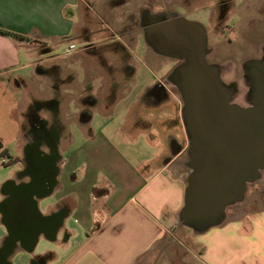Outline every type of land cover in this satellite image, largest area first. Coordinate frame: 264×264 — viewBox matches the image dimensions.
Masks as SVG:
<instances>
[{
    "label": "crops",
    "instance_id": "crops-1",
    "mask_svg": "<svg viewBox=\"0 0 264 264\" xmlns=\"http://www.w3.org/2000/svg\"><path fill=\"white\" fill-rule=\"evenodd\" d=\"M129 1L108 0L106 8L113 13L121 3ZM96 6L95 0H0V29L26 39L0 34V73L16 65L17 55L24 48L32 52L40 46L49 51L46 42L70 35L86 41L89 13ZM76 15L78 20L73 22ZM31 64L34 74L40 75L36 71L40 63ZM7 85L0 81V161L10 158V145L15 144L22 155L16 158L22 167L19 173H23L26 143L20 135L26 111L22 108L17 118L12 116L14 104L9 106ZM157 85L146 88L140 96L142 104L150 109L166 106L172 111L157 125L165 146L160 142L161 155L155 167L146 165L143 159L133 166L125 160L100 166L102 161L95 163L103 157L99 149L97 153L95 149L87 150L86 154L79 150L66 158L59 151L58 140L56 157L51 161L56 169L55 185L48 196L38 199L35 195L37 208L40 200L57 194L62 182L67 193L56 200L50 214L43 215L38 208L41 216L51 218V226L39 235L32 252L26 253L24 242L16 241L10 254L0 256V264H264V202L258 203L257 209H249L244 207L248 201H244L242 207L226 211L221 225L200 235L177 225L186 184V173L178 170V158L187 150L188 142L185 143L180 97L166 87L165 96L155 97L150 92ZM91 119L89 115L84 123L89 124ZM62 131L63 127L58 138ZM157 140L153 135L147 144L152 146ZM103 142L115 150L111 138H103ZM173 143L179 145L177 150ZM142 169L147 172L142 174ZM97 173L102 174L101 179ZM2 186L0 203L4 196ZM94 189L98 196L93 195ZM4 217L0 209V252L8 237ZM72 217L78 218L80 225H75ZM60 218V226L51 235ZM41 238L58 243L59 247L43 255L33 254Z\"/></svg>",
    "mask_w": 264,
    "mask_h": 264
},
{
    "label": "rangeland",
    "instance_id": "rangeland-1",
    "mask_svg": "<svg viewBox=\"0 0 264 264\" xmlns=\"http://www.w3.org/2000/svg\"><path fill=\"white\" fill-rule=\"evenodd\" d=\"M95 1L97 6L89 13V23L86 24V41L70 35L46 42L49 51L40 46L32 52L24 48L17 55L16 65L0 73V81L8 83L9 106L14 104L11 114L17 118L20 109L24 108L27 112V108L35 102L41 104L39 115L48 119L50 108L47 105L57 101L59 132L55 144L59 140V151L64 157L79 150L86 154L87 150L95 149L97 153L99 149L103 157L95 163L100 164L102 161L100 166L113 160H125L133 166L143 159L146 165H153L154 168L161 155L160 142L163 148L165 146L157 125L159 119L170 116L172 111L166 106L150 109L142 104L140 96L146 88L161 82L179 98L176 88L167 79L177 62L151 52L143 42L141 27H136L135 21L139 20L143 11L158 14L172 11L174 7L162 0H152V6L149 7L143 5L147 0H130L121 3L112 13L106 8L108 0ZM214 1L179 0L181 4L187 3L184 6L191 7L188 8L192 12L187 15L189 20L205 27L209 51L206 61L218 66L220 78L228 89L231 85L235 87L232 104L247 107L250 99L243 66L263 54L264 0H232V8L223 23L211 15ZM71 20L76 22L77 15ZM225 23H228L231 31L224 29L221 34V27ZM71 46L74 48L68 53ZM33 61L40 63L41 66L36 68L40 75L34 74ZM93 100L95 104H92ZM86 108L93 117L87 125L81 118ZM61 124L63 134L58 138ZM153 135L158 140L150 146L147 139ZM103 138H111L115 150L106 144L104 146ZM20 139L26 140L24 131ZM14 145H10V158H4V164L0 162V187L22 170L16 162V158L22 155ZM182 159L183 167L180 166L178 170L187 175L186 151ZM146 172V169L141 170L142 174ZM97 174L101 179L102 174ZM64 183L58 188L57 194L38 202L41 214H50L56 200L67 193ZM244 201L249 204L247 202L244 205ZM244 201L228 207L226 211L243 205L257 209L258 203L263 204L264 169L260 172L259 180L247 186ZM74 219L75 225H80L79 219L72 217L71 220ZM185 231L190 232L187 229ZM57 247L58 243H50L41 238L33 254L43 255Z\"/></svg>",
    "mask_w": 264,
    "mask_h": 264
},
{
    "label": "water",
    "instance_id": "water-1",
    "mask_svg": "<svg viewBox=\"0 0 264 264\" xmlns=\"http://www.w3.org/2000/svg\"><path fill=\"white\" fill-rule=\"evenodd\" d=\"M143 14L140 27L146 47L178 62L167 78L182 102L180 115L188 142L183 207L177 225L200 235L224 222L228 207L244 201L247 186L259 180L264 169V48L259 59L243 66L250 102L240 107L231 102L235 87L228 89L218 66L206 61L207 34L201 23L172 11ZM37 155L44 157L45 153ZM50 165L53 172L47 185L42 182L38 199L48 196L55 185V164ZM33 203L39 224L33 235L23 230L26 253L32 252L39 235L51 226V218L39 214L36 199ZM3 220L10 233L9 220ZM60 223L61 218L51 235Z\"/></svg>",
    "mask_w": 264,
    "mask_h": 264
},
{
    "label": "flooded vegetation",
    "instance_id": "flooded-vegetation-1",
    "mask_svg": "<svg viewBox=\"0 0 264 264\" xmlns=\"http://www.w3.org/2000/svg\"><path fill=\"white\" fill-rule=\"evenodd\" d=\"M165 4H171L174 7L173 12H176L179 16L189 20L187 15L191 14L190 6H184L187 4H183L182 7L179 0H162ZM188 2H195L196 0H186ZM167 2V3H166ZM152 0H147L146 3H143L144 6H152ZM232 0H215L213 3V13H211L213 18H218L219 23H223L229 14ZM211 6V5H210ZM182 7V8H181ZM183 10V12H180ZM196 11V10H193ZM144 12V11H143ZM197 13V12H195ZM194 15H197L195 14ZM142 21H145V15L141 12ZM139 20L135 21L136 27H140V17ZM193 21V20H189ZM196 22V21H193ZM142 30V28H140ZM231 31L228 23H225L224 26L221 27L220 33L223 34V30ZM142 35V34H141ZM118 42V40H117ZM118 44V43H117ZM123 48V47H122ZM152 52V51H151ZM162 57V56H161ZM165 58V57H163ZM169 59V58H167ZM172 60V59H171ZM175 61V60H174ZM177 62V61H176ZM212 64V63H209ZM178 65V62H177ZM176 65V66H177ZM175 66V67H176ZM174 67V68H175ZM150 94H153L155 97H163L165 96V86L163 83L158 82V85L155 89H153ZM147 99V98H145ZM92 104H95V100H93ZM57 101H51L47 105L50 108L49 118L46 119L39 115L41 104L32 103L28 108L27 112L24 115V134H25V160L24 166L25 171L23 173H17L13 178L7 180L2 186V192L4 196L2 198V202L0 205V209L6 214L5 218L9 220L10 233H8L7 243L1 249L0 256H6L10 254L12 250V246L14 247L17 242H22L24 235L23 230L32 232L38 228L39 220L36 219V213L34 210L35 195L41 191V187L43 185H47L50 176L51 169L50 163L54 160V148L56 136L58 133V123H57ZM89 110L86 108L84 112L81 114L82 120L86 122L89 117ZM174 148L177 150L179 145L177 143H173ZM38 152H44L45 156H38ZM180 163L179 167H183V159L182 155L178 158ZM27 176L25 178L24 176ZM30 194L31 197H30ZM64 212L61 211L58 215H62ZM14 224L12 225V222ZM14 228V229H13ZM33 235V232L30 235ZM12 239L15 242H12Z\"/></svg>",
    "mask_w": 264,
    "mask_h": 264
},
{
    "label": "trees",
    "instance_id": "trees-1",
    "mask_svg": "<svg viewBox=\"0 0 264 264\" xmlns=\"http://www.w3.org/2000/svg\"><path fill=\"white\" fill-rule=\"evenodd\" d=\"M0 34L4 35V36H9V37H13V38H16V39H20V40H26L24 37H21L19 35H15L13 33H10L8 31L2 30V29H0ZM92 193H93L94 196H98L96 191H95V189L92 191ZM46 258H48V257H46Z\"/></svg>",
    "mask_w": 264,
    "mask_h": 264
},
{
    "label": "built area",
    "instance_id": "built-area-1",
    "mask_svg": "<svg viewBox=\"0 0 264 264\" xmlns=\"http://www.w3.org/2000/svg\"><path fill=\"white\" fill-rule=\"evenodd\" d=\"M73 48H74V46H71L69 51H68V53H70V50L73 49ZM0 162H1V164H4V161L1 160Z\"/></svg>",
    "mask_w": 264,
    "mask_h": 264
}]
</instances>
